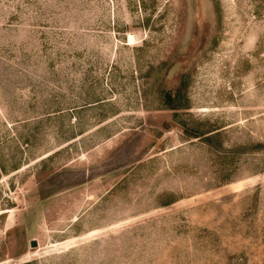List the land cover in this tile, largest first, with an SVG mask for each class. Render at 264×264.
I'll list each match as a JSON object with an SVG mask.
<instances>
[{
  "label": "rangeland",
  "instance_id": "374dc122",
  "mask_svg": "<svg viewBox=\"0 0 264 264\" xmlns=\"http://www.w3.org/2000/svg\"><path fill=\"white\" fill-rule=\"evenodd\" d=\"M0 264H264V0H0Z\"/></svg>",
  "mask_w": 264,
  "mask_h": 264
},
{
  "label": "water",
  "instance_id": "95a60500",
  "mask_svg": "<svg viewBox=\"0 0 264 264\" xmlns=\"http://www.w3.org/2000/svg\"><path fill=\"white\" fill-rule=\"evenodd\" d=\"M35 245H36L35 241H31V242H30V246H31V247H34Z\"/></svg>",
  "mask_w": 264,
  "mask_h": 264
},
{
  "label": "bare ground",
  "instance_id": "6f19581e",
  "mask_svg": "<svg viewBox=\"0 0 264 264\" xmlns=\"http://www.w3.org/2000/svg\"><path fill=\"white\" fill-rule=\"evenodd\" d=\"M130 40H131V38H130Z\"/></svg>",
  "mask_w": 264,
  "mask_h": 264
}]
</instances>
